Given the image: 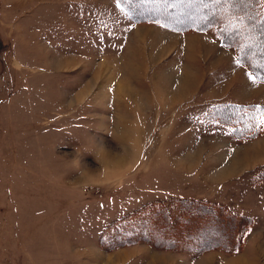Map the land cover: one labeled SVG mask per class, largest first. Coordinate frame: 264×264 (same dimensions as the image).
I'll return each mask as SVG.
<instances>
[{"label":"rangeland","instance_id":"obj_1","mask_svg":"<svg viewBox=\"0 0 264 264\" xmlns=\"http://www.w3.org/2000/svg\"><path fill=\"white\" fill-rule=\"evenodd\" d=\"M261 24L260 0H0V264H264ZM206 207L238 248L196 246Z\"/></svg>","mask_w":264,"mask_h":264},{"label":"trees","instance_id":"obj_2","mask_svg":"<svg viewBox=\"0 0 264 264\" xmlns=\"http://www.w3.org/2000/svg\"><path fill=\"white\" fill-rule=\"evenodd\" d=\"M153 4H156V3H151V4L147 3L146 5H148L149 7H152ZM162 4H164V3H162V2L159 3L160 6ZM146 5L145 6L143 5L142 8L139 7L138 9H136V6H134V5H131V6L129 5V9H131L132 12H134L137 16H139L142 19L150 18L151 16H154V14L160 13V12L155 11L154 9L153 10L147 9ZM193 10H197V9H193ZM161 11L164 12V9ZM224 11L225 10L220 9L218 12H214L212 15H208V14L206 15V13L208 12V9L207 10L203 9V13H205V14H203V16L202 15L200 16L199 13L194 14L192 11H190V12L186 13L185 16L183 15V17H179V18L174 19L175 17L173 18V15L172 14L170 15L171 9L168 7L167 10L164 12V14H165L164 16L167 19H169V21L171 23H174V25L177 24L181 27L186 26V27L209 29L211 26H213L214 23L216 25H218L219 23L223 24V22H225L229 18L228 15H224ZM222 13L224 16H222ZM183 14H184V12H183ZM215 16H216V18H215ZM232 21L236 22L237 19L231 17V22ZM240 51H241L240 49L237 50L239 56L241 55ZM246 55H247V53H245V56ZM249 55H251V58H255L251 53H249ZM257 71H258L257 74H259L260 77L264 79L263 68L262 67L260 69L258 68ZM230 107L235 109V110H238V113H241L242 117L246 116L247 118L249 116V113L251 111H253L251 106L245 105V104H236V105L233 104V105H230ZM251 114H252V112H251ZM252 116H253V114H252ZM248 125L252 129L249 131V133L251 132L250 133L251 135L254 134L256 131L255 122L253 121V123L251 122ZM205 210L206 211H204V213L208 216V218H211V221L205 222L203 224V227L200 230V231L204 230L203 235L198 240L196 246L199 249L221 248V249L229 250V251L238 248L240 243H241V238H240L239 232H236L234 230H232V231H226L225 230L224 217H220V218L218 217V212L215 210V207L214 208L206 207ZM223 211L225 212L224 215L226 217H228V219L230 221L234 222V225H236V228L238 229V225L241 223V220L243 219V217L239 218L236 214H234L233 212H230L229 210H227L225 208L223 209ZM164 213H165V215H167L165 211H164ZM212 219H215V220L212 222ZM234 225H232V227ZM166 239H167V235H161V236L157 235V241H156V235H155L154 242H157L158 244H164L166 246H175L176 245L174 240H172V242H169Z\"/></svg>","mask_w":264,"mask_h":264},{"label":"bare ground","instance_id":"obj_3","mask_svg":"<svg viewBox=\"0 0 264 264\" xmlns=\"http://www.w3.org/2000/svg\"><path fill=\"white\" fill-rule=\"evenodd\" d=\"M192 73H186L185 74V78H184V80H183V84H184V89H185V86H189L191 83H192V75H191ZM194 81V80H193ZM121 87H120V89H122L124 92H126L127 94H133L134 95V93H135V91L132 89V87L131 86H128L127 84H122V85H120ZM260 143H264V141H262V142H260ZM263 147H264V144L262 145ZM252 149H255V146H252V147H248V150L249 151H251ZM242 151L239 153V155H238V157H235V159H237V158H241V155H242ZM233 169V168H232ZM231 170V169H230ZM226 173H228V172H226ZM225 173V174H226Z\"/></svg>","mask_w":264,"mask_h":264},{"label":"snow or ice","instance_id":"obj_4","mask_svg":"<svg viewBox=\"0 0 264 264\" xmlns=\"http://www.w3.org/2000/svg\"><path fill=\"white\" fill-rule=\"evenodd\" d=\"M217 2H219V0H217ZM224 2L226 4H231L233 3V0H224ZM249 2H251V0H249ZM261 6L264 7V0H260ZM261 28H264V24L260 25ZM261 123L264 124V119L261 120Z\"/></svg>","mask_w":264,"mask_h":264},{"label":"crops","instance_id":"obj_5","mask_svg":"<svg viewBox=\"0 0 264 264\" xmlns=\"http://www.w3.org/2000/svg\"><path fill=\"white\" fill-rule=\"evenodd\" d=\"M190 85H191V84H190ZM190 85H189V86H190ZM183 86H184V85H183ZM189 86H185V89L188 88ZM132 88H133V87H132ZM133 90H134V89H133ZM134 91H135V90H134ZM182 94H183V93H180L179 95H182ZM262 141H264V138L261 139V141H258L257 144H250L251 146H250V145H249V146H250V147L255 146V148H257L258 146L263 147L262 145H263L264 143H263V144L260 143V142H262Z\"/></svg>","mask_w":264,"mask_h":264}]
</instances>
